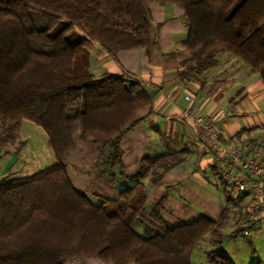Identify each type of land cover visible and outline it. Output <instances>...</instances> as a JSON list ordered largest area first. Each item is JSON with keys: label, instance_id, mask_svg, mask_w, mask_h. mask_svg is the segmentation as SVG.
Here are the masks:
<instances>
[{"label": "trees", "instance_id": "obj_1", "mask_svg": "<svg viewBox=\"0 0 264 264\" xmlns=\"http://www.w3.org/2000/svg\"><path fill=\"white\" fill-rule=\"evenodd\" d=\"M152 1L0 0V144L16 143L29 120L45 130L56 159L0 185V264H65L91 257L113 264H194L193 254L207 235L221 242L234 197L220 222L202 217L176 226L155 209L159 229L148 227L142 236L133 228L147 201L143 180L160 181L183 162L182 152L147 156L138 174L126 175L139 182L123 187L114 200L87 195L68 173L79 131L84 139L113 147L107 165L123 166L121 139L152 95L128 75L97 77L89 47L98 41L115 53L150 44ZM156 1L184 9L191 71L209 69L218 53L227 52L264 80V0ZM75 26L85 35L75 39ZM260 138L255 147L264 151V133ZM208 257L212 264H236L222 250Z\"/></svg>", "mask_w": 264, "mask_h": 264}, {"label": "crops", "instance_id": "obj_2", "mask_svg": "<svg viewBox=\"0 0 264 264\" xmlns=\"http://www.w3.org/2000/svg\"><path fill=\"white\" fill-rule=\"evenodd\" d=\"M150 8L156 31L150 44L115 53L98 41L89 47L91 71L97 77L128 75L152 95V103L137 112L138 123L121 139L123 166L110 167L105 158L101 167L100 161L111 154L107 153L113 147L84 139L80 132L78 140L75 135V148L67 159L69 176L75 187L87 195L114 200L123 188L119 176L138 174L147 156L182 152L183 162L169 169L160 181L153 182L152 176L143 180L147 195L144 213L153 216L156 209L163 221L176 226L202 217L220 222L229 199L240 196L246 198L243 204L246 212L250 208V195L236 194L220 172L227 164L217 163L207 143L195 142L196 126L185 110L224 127L229 143L260 138L264 133V80L227 52L218 53L217 63L209 69L191 71L187 65L191 53L186 46L190 27L184 9L176 3L156 0L150 2ZM28 121H23L16 143L0 144V185L36 173L31 167L23 173L25 170L18 165L22 159L18 144L27 143L22 137V127ZM79 155V163H73ZM89 260L94 261H87L88 264H113L98 257ZM74 262L85 264L78 259Z\"/></svg>", "mask_w": 264, "mask_h": 264}, {"label": "rangeland", "instance_id": "obj_3", "mask_svg": "<svg viewBox=\"0 0 264 264\" xmlns=\"http://www.w3.org/2000/svg\"><path fill=\"white\" fill-rule=\"evenodd\" d=\"M74 32L77 33L74 35L75 39L85 35V31L79 26H75ZM152 37L156 38L155 30L153 31ZM22 137L27 139V143L20 141L18 144L22 149V159L19 160L18 165H20L19 169L23 168L25 170L23 173L26 172L27 167H31L34 172H37L51 166L55 162L54 150L49 142L48 135L39 125L30 121L25 122L22 127ZM76 138L77 140L80 138V131L76 133ZM111 150L110 148L107 153L108 155L111 153ZM78 151L80 153V150ZM105 158L107 156L104 157L103 161H100L99 165L101 167L104 165ZM79 161L80 155L76 159L74 158L73 163H79ZM119 180L121 187L134 185L131 180L120 176ZM216 181L220 182V179L217 178ZM236 201L239 209L233 207V203L230 204L232 206L231 220L223 230L221 242L215 244L210 241L214 237L207 235L194 252L192 258L194 264H212L209 260L208 253L213 250H222L236 264H264V219L257 221V227L250 236H244L239 229V222L246 215V212L243 210V204H245L246 198L243 196ZM158 226L159 222L155 217L143 212L134 223L133 228L138 234L145 236L148 227L157 229ZM75 259H78V261L82 260L85 264H88L87 261H94L89 260L90 258H71L65 264H75Z\"/></svg>", "mask_w": 264, "mask_h": 264}, {"label": "built area", "instance_id": "obj_4", "mask_svg": "<svg viewBox=\"0 0 264 264\" xmlns=\"http://www.w3.org/2000/svg\"><path fill=\"white\" fill-rule=\"evenodd\" d=\"M189 98V97H188ZM185 115L194 120L195 142L207 143L214 151L222 177L230 182L236 194L250 195V208L239 222L244 236H250L257 221L264 218V151L255 147L260 138L226 141L225 128L217 123L185 110Z\"/></svg>", "mask_w": 264, "mask_h": 264}]
</instances>
